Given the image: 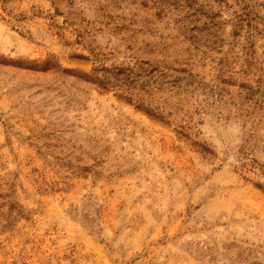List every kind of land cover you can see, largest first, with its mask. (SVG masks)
<instances>
[{"label":"rangeland","instance_id":"374dc122","mask_svg":"<svg viewBox=\"0 0 264 264\" xmlns=\"http://www.w3.org/2000/svg\"><path fill=\"white\" fill-rule=\"evenodd\" d=\"M0 264H264V0H0Z\"/></svg>","mask_w":264,"mask_h":264},{"label":"trees","instance_id":"16d2710c","mask_svg":"<svg viewBox=\"0 0 264 264\" xmlns=\"http://www.w3.org/2000/svg\"><path fill=\"white\" fill-rule=\"evenodd\" d=\"M241 21V20H240ZM238 26H241V25H238Z\"/></svg>","mask_w":264,"mask_h":264}]
</instances>
